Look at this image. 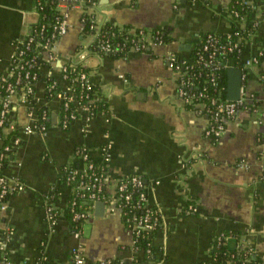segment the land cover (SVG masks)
Returning a JSON list of instances; mask_svg holds the SVG:
<instances>
[{
    "label": "crops",
    "instance_id": "1",
    "mask_svg": "<svg viewBox=\"0 0 264 264\" xmlns=\"http://www.w3.org/2000/svg\"><path fill=\"white\" fill-rule=\"evenodd\" d=\"M57 1L68 31L43 54L30 101L24 102L19 93L9 96L12 121L0 139L1 150L14 135L21 137L3 171L23 186L0 211V246L4 242L7 258L13 264H70L73 250L81 248L88 263L138 258V264H218L210 256L213 240L232 231L249 240L261 259L264 59L242 85L257 98V110L251 106L227 121L218 140L206 135L208 116L179 96L180 72L171 60L191 61L208 34L233 31L230 0ZM89 13L95 18L92 32L83 23ZM40 19L36 0H0V76L10 73L17 46ZM108 21L134 31L168 29L172 40L152 42L142 52L131 49L127 58H111L92 48ZM252 22L256 32L236 57L228 58L230 67L241 68L264 47L263 0L251 21L240 22V27ZM67 64L88 69V82L96 89L94 103L104 102L106 109H79L63 125V100L50 93L49 85L56 82L59 92L76 99L75 84L63 75ZM44 111L46 131L27 133L28 126L41 122ZM108 144L104 192L97 201L85 202L88 218L75 221L68 214L73 201L68 173L85 167L78 150L100 163ZM132 174L142 177L149 206L159 214L160 227L146 237L155 248L153 256L145 249L134 252L126 208L116 200L117 183ZM98 201L105 202L102 215L95 213ZM191 205L197 211H190ZM52 208L59 212L55 223Z\"/></svg>",
    "mask_w": 264,
    "mask_h": 264
},
{
    "label": "built area",
    "instance_id": "2",
    "mask_svg": "<svg viewBox=\"0 0 264 264\" xmlns=\"http://www.w3.org/2000/svg\"><path fill=\"white\" fill-rule=\"evenodd\" d=\"M79 0H70L71 3H76ZM196 2L197 0H191ZM264 1V0H263ZM249 4L254 5L253 1H249ZM41 6V3L38 4ZM58 4H56L57 9ZM55 14L53 21V31L51 35L46 36L44 34V27L41 30L32 31L27 38L17 46L15 55L12 58L11 70L9 74L0 76V139L3 138V130L11 123V111L12 108L9 103V96L13 94H20L24 102L30 101L34 91V85L39 78L37 71L38 65L43 62V54L51 49V40L59 39L62 35H65L68 31V24L65 18L62 16L60 11ZM233 22L239 24V28L230 33L208 34L200 42L199 46L195 50L193 60L180 62L176 58H172L173 64L180 72L178 79V94L185 100L187 105L193 106L195 109L198 108V112L208 116L209 122L206 129V135L218 140L226 130V123L229 120L235 118L244 108V110L250 109L251 106L257 110L256 97L249 95L243 88L241 89V97L237 101H229L227 98L222 99L221 97V72L229 66L228 58L236 57V55L242 51L244 43L248 42L256 32V22H252V30L249 29V25L246 28L240 27V22H247V19L240 18L236 20L238 16L237 12H230ZM90 19L95 21L93 14H88ZM83 23L85 20L83 18ZM37 25V24H36ZM251 25V24H250ZM44 26V25H43ZM136 31L131 30L130 33ZM159 32L155 34L153 31H146L141 29L137 40H133V45L129 51H145L150 43L163 41L159 39ZM119 44L114 45L110 41H100L96 46L98 50L104 51L106 54L115 52L118 49ZM32 51V56H28V52ZM264 57V47L256 50L254 55L247 59L242 69V80H246L250 75L251 69L261 64V60ZM75 66L73 64H67L63 72L68 67ZM67 78V75H64ZM76 81L83 83L88 82V74L82 73L78 76ZM3 90L5 91L3 93ZM50 93L55 97L58 96L63 100V125H67L69 121L78 116L79 109L90 111L92 108L86 104H79L74 110H71V102L77 103L76 99L72 96H67L58 91V85L56 82H51L49 85ZM211 91H213L211 93ZM204 100V101H202ZM90 103H94L93 98L89 100ZM48 119L47 112L42 113V119L40 123H36L26 128V132L30 133L35 130L45 132L47 129L46 121ZM21 143V137L18 135L13 136L12 143H6L0 150V211L5 210L8 198L14 194L17 190H21L23 186L19 182H11L4 175V162L9 158V155L13 152V148L19 146ZM109 150L110 144L104 148V159L100 163H95L88 152L80 149L78 153L83 157L86 164L82 170H70L68 173V182L73 188V201L71 204L73 219L75 221L86 220L89 216L88 209L85 202L97 201L100 195L104 192V187L108 179V161H109ZM240 167H246L245 163L239 162ZM82 174V177L87 178L85 182L75 184L77 175ZM264 179V174L262 175ZM116 200L120 203V208H129L131 211H125L126 216H130L127 219L130 228L134 234V252H139V247L136 244L138 237L147 235L157 230L160 227V218L158 211L149 206L146 185L142 177L138 174H132L120 182L116 186ZM124 208V209H125ZM190 211H197L196 207L189 206ZM59 212L52 208L50 209V218L52 223L56 222V218ZM2 232V231H1ZM79 234V233H77ZM0 233V238H1ZM238 237L234 232H222L214 240L211 246L210 256L215 260L213 248L216 245H220L228 240ZM238 251L243 252L245 261H248L251 255H255V250L251 246L249 240L244 236L238 237ZM147 247V248H146ZM145 251L149 256H153L152 244L147 242ZM113 258L98 260L95 262L88 263L81 250L76 248L72 253V262L70 264H124L125 261L113 262ZM137 258L131 259L130 264H138ZM260 259V258H259ZM264 263V256L260 259ZM0 263L13 264L10 259L7 258L6 249L4 242L0 246ZM218 263V262H217ZM226 264H234L232 260H229Z\"/></svg>",
    "mask_w": 264,
    "mask_h": 264
},
{
    "label": "trees",
    "instance_id": "3",
    "mask_svg": "<svg viewBox=\"0 0 264 264\" xmlns=\"http://www.w3.org/2000/svg\"><path fill=\"white\" fill-rule=\"evenodd\" d=\"M249 1H253L254 5L252 6L251 4H249L248 3ZM259 1L260 0H230L229 11L238 13L236 20H239L240 18H245L248 21H251L253 14H254V11L256 9V6H257ZM39 2L41 3V6L38 5ZM57 2H58L57 0H36L37 8L41 14V19H40L39 23L36 26H34L33 31L41 30L42 27H44V29H42V30H44V34L46 36H49L52 34V32H54L53 31V25H54L53 21H54L55 14L58 13V11L56 9ZM83 18L85 20V31L92 32L94 29L93 21L90 19L88 14H84ZM233 26H234L235 30H237L239 28L238 27L239 24L237 22H233ZM251 28H252V24L249 25V29H251ZM140 30L141 29H136L135 33H130V31H131L130 27L127 26L124 28H120L115 23L108 21L103 25L102 30H101L97 40L92 45V48H94L95 50H97L101 53H105L104 51L98 50L96 46L99 44L100 41H104V40L107 41L108 40L111 43H114V45L119 44L117 46L118 49L115 52H111V53L107 54L109 57H111V58H127L129 49L134 43L133 40H137V37L139 36ZM157 31H160L159 32V39H161L163 41L162 43H168L172 40V38L169 34L170 32L168 31V29H156L153 31L154 34ZM55 41L53 39V40H51L50 43L54 44ZM32 54H33L32 51L28 52L29 57L32 56ZM263 59H264V57L262 58L261 61H263ZM82 73L89 74L88 69L85 67H82L80 65L70 66L67 68V70L65 72H63V75H67L66 79H68L69 81H71L75 84L76 99H77L78 103H72L71 102V105H70L71 110L72 109L74 110L76 108V106H78L79 104L88 105L89 107L92 108L91 111H103V110H105L106 104L104 102L99 101V102H96L94 104L90 103L89 100L94 97V93L96 92V89H95V87H93L92 84H90L89 82L83 83V82L74 80L78 76H80ZM221 88H223V89H221L220 95H221L222 99H226L227 98V72H226V69H223V71L221 72ZM4 92L5 91L3 90V93ZM212 92L213 91H211V93ZM202 101H204V100H202ZM189 107L195 109L191 105H189ZM195 110H198V108H196ZM242 110H244V108H242ZM7 142H8V140H7ZM7 160L4 162V165L7 162ZM86 180H88V179L85 177H82V174H79V175H77V178L75 179V184L85 182ZM125 211L127 212V214L130 211V214H131L132 210H130L129 208H126ZM68 214L70 217L71 216L73 217L72 211L70 209L68 210ZM130 214H129V216H130ZM129 216H126L125 218L128 219ZM79 225H80V223H79ZM238 237H239V235H238ZM238 237L232 238V239L228 240L227 242H224L220 245H216L213 248L212 251L215 255V261L218 262V264H226L229 260H232L234 262V264H264L255 255H251V257L248 258L249 260L245 261L244 253L238 251V247H237L238 240H239ZM136 244L139 247L138 248L139 251L141 249H145V247L147 246L146 237L144 235H142V236L140 235L138 237V241ZM152 250H153V253H155L154 247H152ZM112 260H113V262L121 261V259H119V258H115ZM136 260L138 261V258ZM0 264H2V263H0ZM124 264H130V262L125 261Z\"/></svg>",
    "mask_w": 264,
    "mask_h": 264
},
{
    "label": "water",
    "instance_id": "4",
    "mask_svg": "<svg viewBox=\"0 0 264 264\" xmlns=\"http://www.w3.org/2000/svg\"><path fill=\"white\" fill-rule=\"evenodd\" d=\"M243 85L242 69L230 67L228 68L227 80V99L229 101H237L241 97V89ZM56 118V116H54ZM105 211V202L98 201L96 203V215H102Z\"/></svg>",
    "mask_w": 264,
    "mask_h": 264
}]
</instances>
